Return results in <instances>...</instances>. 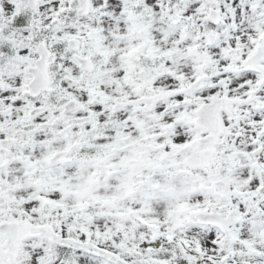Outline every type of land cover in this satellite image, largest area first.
Segmentation results:
<instances>
[{
  "label": "snow or ice",
  "instance_id": "6c2138e0",
  "mask_svg": "<svg viewBox=\"0 0 264 264\" xmlns=\"http://www.w3.org/2000/svg\"><path fill=\"white\" fill-rule=\"evenodd\" d=\"M0 264H264V0H0Z\"/></svg>",
  "mask_w": 264,
  "mask_h": 264
}]
</instances>
